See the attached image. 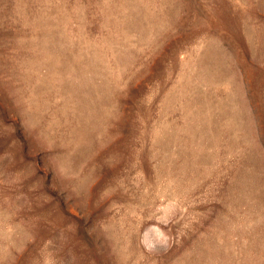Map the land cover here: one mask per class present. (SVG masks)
<instances>
[{
	"label": "rangeland",
	"instance_id": "obj_1",
	"mask_svg": "<svg viewBox=\"0 0 264 264\" xmlns=\"http://www.w3.org/2000/svg\"><path fill=\"white\" fill-rule=\"evenodd\" d=\"M0 264H264V0H0Z\"/></svg>",
	"mask_w": 264,
	"mask_h": 264
}]
</instances>
